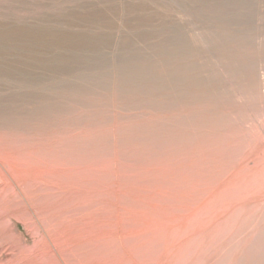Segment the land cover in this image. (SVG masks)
<instances>
[{
    "label": "rangeland",
    "instance_id": "obj_1",
    "mask_svg": "<svg viewBox=\"0 0 264 264\" xmlns=\"http://www.w3.org/2000/svg\"><path fill=\"white\" fill-rule=\"evenodd\" d=\"M0 264H264V0H0Z\"/></svg>",
    "mask_w": 264,
    "mask_h": 264
}]
</instances>
